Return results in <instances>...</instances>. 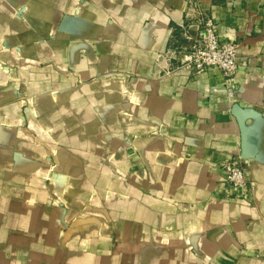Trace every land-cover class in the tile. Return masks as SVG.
<instances>
[{
    "label": "crops",
    "instance_id": "1",
    "mask_svg": "<svg viewBox=\"0 0 264 264\" xmlns=\"http://www.w3.org/2000/svg\"><path fill=\"white\" fill-rule=\"evenodd\" d=\"M202 17L231 85L158 73ZM0 63V264H264V0H0Z\"/></svg>",
    "mask_w": 264,
    "mask_h": 264
},
{
    "label": "built area",
    "instance_id": "2",
    "mask_svg": "<svg viewBox=\"0 0 264 264\" xmlns=\"http://www.w3.org/2000/svg\"><path fill=\"white\" fill-rule=\"evenodd\" d=\"M194 32L186 31V41L182 47L167 50L159 56L165 61V67L158 73H168L174 69L173 62L191 71L200 72L209 67H217L224 74L229 85L234 83L238 71L237 45L233 42H220L219 25L209 17L197 18L192 23ZM225 172L227 198L233 197L234 191L239 190L245 196L251 189L241 161L238 157L223 163Z\"/></svg>",
    "mask_w": 264,
    "mask_h": 264
},
{
    "label": "rangeland",
    "instance_id": "3",
    "mask_svg": "<svg viewBox=\"0 0 264 264\" xmlns=\"http://www.w3.org/2000/svg\"><path fill=\"white\" fill-rule=\"evenodd\" d=\"M17 14L18 15H20L18 12H17ZM0 65H1V67H4V66H6L7 67V65H2L1 63H0ZM27 96V95H26ZM26 98H28V100H27V102L25 101V102H22L23 103V107H24V109H26V110H28V111H30V110H32L33 111V109H32V107H33V100H31V97L30 96H27ZM20 99L22 100V101H24L23 99H24V94H22L21 96H20ZM34 114H35V116H37L38 115V113L35 111L34 112ZM51 154H50V159L53 161L52 163H53V165H51L52 166V168H51V171H50V173H49V176H48V179L47 180H49V179H51V177L52 176H54V175H56L57 174V171H56V163L54 162V161H56L57 159H56V154H57V152H56V150L55 149H51ZM90 220H92V221H96V223H98V221L95 219V218H91ZM100 222V221H99ZM72 223V222H71ZM67 223V222H65V225H66V231H65V229H62V232H61V238H67V237H69L70 236V233H72L73 231H74V228H76L75 226H73L74 224H75V222L74 223ZM106 224H100L99 225V228H102V230H100V232H99V229H98V233L100 234V233H107V234H109L110 236H111V233L113 234V230L109 227V223L108 222H105ZM71 224V225H70ZM73 226L71 229H69L68 230V228L70 227V226ZM67 226H69V227H67ZM76 230H77V228H76ZM75 230V231H76ZM74 231V232H75Z\"/></svg>",
    "mask_w": 264,
    "mask_h": 264
}]
</instances>
